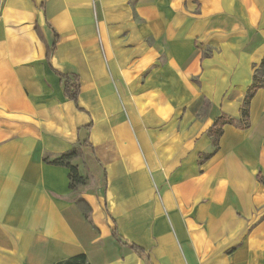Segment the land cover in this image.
<instances>
[{"label":"crops","instance_id":"crops-1","mask_svg":"<svg viewBox=\"0 0 264 264\" xmlns=\"http://www.w3.org/2000/svg\"><path fill=\"white\" fill-rule=\"evenodd\" d=\"M263 59L264 0H0V264H148L114 227L152 264H264V88L208 132ZM83 141L74 189L44 159Z\"/></svg>","mask_w":264,"mask_h":264},{"label":"trees","instance_id":"trees-1","mask_svg":"<svg viewBox=\"0 0 264 264\" xmlns=\"http://www.w3.org/2000/svg\"><path fill=\"white\" fill-rule=\"evenodd\" d=\"M55 49V44L52 46L50 55L53 53ZM47 61L49 62V56L47 57ZM260 69H262L261 73H264V59L261 61L260 64ZM58 76L60 77L62 84H63V93L64 96L72 101L74 103H77V96L79 93V80L78 76L76 73H71L69 74H62L58 73L55 71ZM259 88H264V80L260 79V76L257 75V72L254 73L253 75V82L250 85V87L247 89L242 105L240 107V118H231L225 115L215 117L213 119V123L211 127L209 128L208 132L210 136L212 137V144L214 146V149L217 148V141L219 136L222 133V126L224 124H231L237 128H248L250 126V121H249V105H250V100L254 96L256 90ZM87 146V141H83L81 143H78ZM74 156V150L68 151L65 153H62L58 157H56L52 161H46L47 163H50L52 165L56 166H64L68 169V176H69V187L74 188L77 184H82L83 180L82 177L79 175L78 170L76 165L71 163V159ZM210 156V153L205 154L203 156H200V163L204 161L206 158ZM112 236L115 238V240L120 244V245H125L130 247L135 253H137L140 257H142L148 264H152L150 262V259L148 255L145 253V251L139 247L138 245L134 244L133 242L127 241L124 238H122L116 228L114 227L111 230ZM54 264H89L87 262L86 256L84 254H77L73 255L71 257H68L65 260L58 261Z\"/></svg>","mask_w":264,"mask_h":264},{"label":"rangeland","instance_id":"rangeland-1","mask_svg":"<svg viewBox=\"0 0 264 264\" xmlns=\"http://www.w3.org/2000/svg\"><path fill=\"white\" fill-rule=\"evenodd\" d=\"M260 72H261V70H260ZM72 150H74V156H73V158L71 159V163L73 164L74 163V161H76V160H78V163H82V164H84L85 165V167L86 168H89L88 166H87V163L88 162H90V153H89V150H88V147H85V146H81V144H74V145H71L69 148H67V150H65L64 152H62V153H65V152H68V151H72ZM61 153V154H62ZM61 154H52V153H47L46 154V157H45V160H47V161H52V160H54L56 157H58L59 155H61ZM78 163H76L75 165H76V167L78 166ZM77 170H78V167H77ZM78 173H79V170H78ZM89 174L91 175L92 174V171H89ZM79 175H80V173H79ZM81 177H82V180H83V183L82 184H85L84 183V179H85V182H86V179L88 180V178H89V175L87 176H83V175H80ZM82 184H77L75 187H74V189L75 188H78L79 186H81ZM79 202H81L80 203V205L83 207V208H85V206H84V203H82V201H79Z\"/></svg>","mask_w":264,"mask_h":264}]
</instances>
